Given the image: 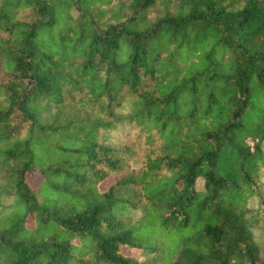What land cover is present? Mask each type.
<instances>
[{
  "label": "trees",
  "instance_id": "16d2710c",
  "mask_svg": "<svg viewBox=\"0 0 264 264\" xmlns=\"http://www.w3.org/2000/svg\"><path fill=\"white\" fill-rule=\"evenodd\" d=\"M263 142L264 0H0V264H264Z\"/></svg>",
  "mask_w": 264,
  "mask_h": 264
},
{
  "label": "rangeland",
  "instance_id": "374dc122",
  "mask_svg": "<svg viewBox=\"0 0 264 264\" xmlns=\"http://www.w3.org/2000/svg\"><path fill=\"white\" fill-rule=\"evenodd\" d=\"M263 148H264V142H263ZM44 177L36 172H29L28 173V181L31 184L32 187H38L41 182L43 181ZM113 179H108L105 183L102 184V189H104L106 186H108L110 183H112ZM203 182L199 180V185L202 186ZM44 186H48V184H45ZM3 206H0V219L6 220L7 217H15L18 215H21V213H24V208L21 206V201L19 198L15 195H6L3 198ZM14 215V216H13ZM6 223V221H5ZM28 224L30 226L33 225L32 217L28 218ZM255 237L256 240L260 246L261 249V255L264 257V231L262 229H255ZM122 252L125 254H132L133 256L139 258L140 260L143 259V256L141 255V251L134 249V250H127V248H122Z\"/></svg>",
  "mask_w": 264,
  "mask_h": 264
}]
</instances>
